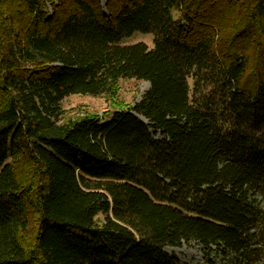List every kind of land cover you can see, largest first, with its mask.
<instances>
[{
	"label": "trees",
	"instance_id": "trees-1",
	"mask_svg": "<svg viewBox=\"0 0 264 264\" xmlns=\"http://www.w3.org/2000/svg\"><path fill=\"white\" fill-rule=\"evenodd\" d=\"M105 7L0 0V264H181L163 247L193 240L264 264V0ZM123 78L149 87L108 121L64 112Z\"/></svg>",
	"mask_w": 264,
	"mask_h": 264
},
{
	"label": "rangeland",
	"instance_id": "rangeland-1",
	"mask_svg": "<svg viewBox=\"0 0 264 264\" xmlns=\"http://www.w3.org/2000/svg\"><path fill=\"white\" fill-rule=\"evenodd\" d=\"M101 11L109 15V11L106 9L107 0H97ZM114 4V3H113ZM221 10H226L228 4L221 2ZM49 14L51 13V8L49 7ZM229 12V10H228ZM215 15L216 13L213 12ZM233 13H222V27L221 31L218 33V37L222 36L223 32H226V26L232 21ZM245 36V35H244ZM135 42H143L147 47L153 46V34L151 32H139L135 31L131 35L125 37L121 40V44H132ZM240 47H243V51L247 52L252 41L246 36V40L242 41ZM252 77L248 78V84H251ZM191 86V79L188 80ZM148 83V82H147ZM149 85L146 81H139L133 78H123L119 80V91L118 95L114 99H107L104 96H91L88 94L74 93L71 94L61 101V106L66 114L78 113L81 114L82 111H87L102 118V122L108 121L111 116L110 114L116 109H125V107H131L135 102H137L141 95L148 89ZM155 138H161L162 135L159 132L154 134ZM163 249L170 255L175 256L181 264H244L241 262H235L231 259V256H224L223 254L212 250L205 254L203 247L195 240L188 243L181 242L178 245H165ZM252 264V263H250ZM254 264H262L257 262Z\"/></svg>",
	"mask_w": 264,
	"mask_h": 264
},
{
	"label": "water",
	"instance_id": "water-1",
	"mask_svg": "<svg viewBox=\"0 0 264 264\" xmlns=\"http://www.w3.org/2000/svg\"><path fill=\"white\" fill-rule=\"evenodd\" d=\"M139 118H140L141 120L145 121V119H144L143 117L139 116Z\"/></svg>",
	"mask_w": 264,
	"mask_h": 264
},
{
	"label": "bare ground",
	"instance_id": "bare-ground-1",
	"mask_svg": "<svg viewBox=\"0 0 264 264\" xmlns=\"http://www.w3.org/2000/svg\"><path fill=\"white\" fill-rule=\"evenodd\" d=\"M146 84L148 85V83L146 82Z\"/></svg>",
	"mask_w": 264,
	"mask_h": 264
}]
</instances>
